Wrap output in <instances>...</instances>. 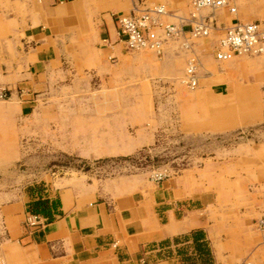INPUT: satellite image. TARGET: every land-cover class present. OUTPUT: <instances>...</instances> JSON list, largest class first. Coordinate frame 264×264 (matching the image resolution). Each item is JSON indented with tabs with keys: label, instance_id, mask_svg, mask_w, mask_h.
Here are the masks:
<instances>
[{
	"label": "rangeland",
	"instance_id": "374dc122",
	"mask_svg": "<svg viewBox=\"0 0 264 264\" xmlns=\"http://www.w3.org/2000/svg\"><path fill=\"white\" fill-rule=\"evenodd\" d=\"M102 3L91 0L92 10ZM156 4L166 2L148 3ZM183 10L192 15L191 0ZM241 10L259 12L264 22V0H240L232 17ZM97 27V15L84 18L77 61L30 101L0 69V207L38 183L75 179L115 196L151 183L200 208L225 264H264V235L256 228L264 200V70L245 66L258 56L233 57L235 68L215 73L228 62L215 55L219 29L191 39L192 50L180 38L157 55L120 44L99 49ZM9 36L0 20V52L12 56ZM191 53L199 58L195 88L184 84ZM250 115L255 120L246 123ZM157 173L162 179L153 180ZM3 223L0 217V241ZM2 248L3 264H20Z\"/></svg>",
	"mask_w": 264,
	"mask_h": 264
},
{
	"label": "crops",
	"instance_id": "0c3cea01",
	"mask_svg": "<svg viewBox=\"0 0 264 264\" xmlns=\"http://www.w3.org/2000/svg\"><path fill=\"white\" fill-rule=\"evenodd\" d=\"M102 1L101 9L92 10L91 0H0V20L7 23L13 39L12 56L0 52L5 81L15 80L30 101L50 88L52 79L67 73L68 63L77 61V31L86 16H98L96 47L107 50L118 44L117 20L112 14H130L135 7L151 3ZM154 1L166 2L173 13L171 21L178 20L175 14L188 22L192 19L183 10L189 0ZM247 13L241 10L239 17H232L227 10H215L207 17L221 31L236 21L264 23L259 12ZM222 61L228 62L215 67V73L236 67L233 59ZM175 63L177 69L182 61L176 59ZM245 63L264 70L263 55ZM228 91L232 95L231 87ZM254 117L247 116L246 123H253ZM71 181L73 184L65 185ZM153 186L146 184L131 195L115 196L75 179L61 185H33L0 207L5 229L0 251L4 246L6 255L17 253L20 264H225L219 244L198 213L200 208L175 199L164 186ZM263 206L264 200L262 210ZM28 212L45 218L44 225L25 227Z\"/></svg>",
	"mask_w": 264,
	"mask_h": 264
},
{
	"label": "built area",
	"instance_id": "2783aa9c",
	"mask_svg": "<svg viewBox=\"0 0 264 264\" xmlns=\"http://www.w3.org/2000/svg\"><path fill=\"white\" fill-rule=\"evenodd\" d=\"M240 0H191L192 19L188 22L178 17L175 22H167L164 17L173 15L166 4H143L135 7L130 14H114L117 20V42L127 51L152 50L157 54L164 52L170 40L182 39L183 47L192 50L191 39L208 37L217 24L207 16H198L203 9L227 10L235 14ZM189 25V29L186 26ZM193 52V51H192ZM218 60H228L235 56L264 55V24L257 21H236L224 28L215 48ZM199 58L191 53L188 58L184 84L190 88L199 83ZM162 174L154 175L153 180L162 179ZM45 218L28 212L24 219L25 227L35 229L43 226ZM259 228L264 231V208L259 220ZM1 262V258H0ZM2 264V262L0 263Z\"/></svg>",
	"mask_w": 264,
	"mask_h": 264
},
{
	"label": "bare ground",
	"instance_id": "6f19581e",
	"mask_svg": "<svg viewBox=\"0 0 264 264\" xmlns=\"http://www.w3.org/2000/svg\"><path fill=\"white\" fill-rule=\"evenodd\" d=\"M120 46H121V44H120ZM243 56H251V55H243ZM254 56H262V55H254ZM197 86H198V85H197ZM263 208H264V206H263ZM262 214H263V210H262ZM262 214H261V216H262ZM260 218H261V217H260ZM260 218L258 219L256 225H257V228H258L261 232L264 233V231L261 230V229L259 228V220H260Z\"/></svg>",
	"mask_w": 264,
	"mask_h": 264
}]
</instances>
